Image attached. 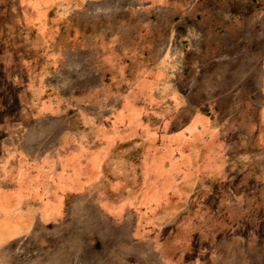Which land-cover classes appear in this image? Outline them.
<instances>
[{
  "label": "crops",
  "instance_id": "obj_1",
  "mask_svg": "<svg viewBox=\"0 0 264 264\" xmlns=\"http://www.w3.org/2000/svg\"><path fill=\"white\" fill-rule=\"evenodd\" d=\"M188 6L0 0V244L94 208L126 229L132 264H247V222L264 221V47L227 137L210 116L141 109Z\"/></svg>",
  "mask_w": 264,
  "mask_h": 264
},
{
  "label": "rangeland",
  "instance_id": "obj_2",
  "mask_svg": "<svg viewBox=\"0 0 264 264\" xmlns=\"http://www.w3.org/2000/svg\"><path fill=\"white\" fill-rule=\"evenodd\" d=\"M188 3L181 45L177 40L172 54H162L158 44L156 85L148 89L147 82L141 83L142 113L182 115L183 121L190 115L210 116L221 120L218 135L227 137L233 124L229 115L234 121L241 113L240 107L234 106L235 98L254 91L261 83L264 0ZM131 111L130 107L124 113ZM85 209L77 211V216L45 227L38 225L29 234L0 244V264H132L126 229L112 228L94 208ZM249 221L247 225H255V229L247 264H264V221Z\"/></svg>",
  "mask_w": 264,
  "mask_h": 264
}]
</instances>
